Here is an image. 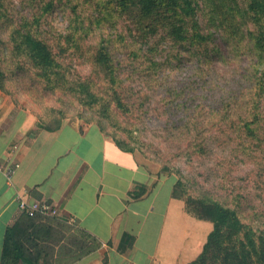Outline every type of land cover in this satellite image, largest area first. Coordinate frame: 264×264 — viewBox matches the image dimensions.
<instances>
[{
  "label": "rangeland",
  "instance_id": "obj_1",
  "mask_svg": "<svg viewBox=\"0 0 264 264\" xmlns=\"http://www.w3.org/2000/svg\"><path fill=\"white\" fill-rule=\"evenodd\" d=\"M107 1L2 0L0 90L44 127L58 129L70 124L86 129L102 125L109 137L129 142L139 160L152 171L158 170L160 177L173 178L175 185L180 182L174 189L186 211L187 196L211 195L238 211L246 225L264 236V142L245 151L234 133L220 125L229 102L226 92L233 78L229 71L239 80L244 66L226 59L230 51L222 48V58L210 67L215 72L205 73L207 67L198 72V63L181 59L178 49H172L174 44L166 40L165 52L158 59L168 60L169 65L151 82L147 72L139 74L143 67L131 55L132 48L146 49L147 39L131 48L126 21L117 14L107 17ZM19 29L31 30L51 47L63 66L61 76L66 84L53 87L45 82L37 69L14 51L12 36ZM102 37L111 41L120 80L114 87L95 62ZM161 81L164 86L159 85ZM76 82L89 83L101 102L85 106L81 96L71 91L75 87L70 83ZM118 95L124 98L125 109L115 103ZM192 118L201 122L195 141L177 129L179 122ZM200 221L202 233L210 222ZM38 222L50 228L48 236L39 240L46 259L66 239L70 249L89 246L81 234H71L57 219Z\"/></svg>",
  "mask_w": 264,
  "mask_h": 264
},
{
  "label": "crops",
  "instance_id": "obj_2",
  "mask_svg": "<svg viewBox=\"0 0 264 264\" xmlns=\"http://www.w3.org/2000/svg\"><path fill=\"white\" fill-rule=\"evenodd\" d=\"M0 162L15 171L10 181L0 172V264L25 191L56 205L59 223L89 245L70 249L66 239L41 264H189L213 230L206 222L201 233V221L173 198V178L160 177L99 127L41 126L1 90ZM138 188L146 193L135 199Z\"/></svg>",
  "mask_w": 264,
  "mask_h": 264
},
{
  "label": "trees",
  "instance_id": "obj_3",
  "mask_svg": "<svg viewBox=\"0 0 264 264\" xmlns=\"http://www.w3.org/2000/svg\"><path fill=\"white\" fill-rule=\"evenodd\" d=\"M106 10L107 17L117 14L126 21L131 48L147 39V50L137 46L132 48L131 55L135 62L140 60L139 67H143V73L139 74L145 76L147 72L151 82L155 74L163 73L162 69L169 65L168 60L158 59L165 52L166 40L174 44L172 49H178L181 59L196 61L198 72H203L205 67V73L215 72L210 67L222 58V48L228 49L231 53L225 58L240 63L244 72L238 80V75L229 71L233 78L226 92L229 101L225 103L226 116L220 125L234 133L245 151L248 146L263 144L264 0H108ZM12 41L14 51L25 57L45 82L53 87L66 84L61 76L63 66L51 47L36 38L31 30H16ZM110 42L106 37L101 38L95 62L114 87L120 80L116 76ZM2 76L0 69V80ZM70 85L75 87L71 88L72 93L79 94L85 106L93 107L101 102L102 98L89 83ZM159 85L164 86V82ZM114 101L119 109L126 108L124 98L119 95ZM200 124L192 118L179 122L177 129H182L181 134H189L195 141ZM99 128L108 136L102 125L99 124ZM112 139L121 150L135 152L129 142L115 136ZM145 193L144 188H138L130 196L137 199ZM172 195L180 198L176 188ZM185 202L189 214L213 225L201 254L189 264H264V236L246 225L238 211L211 195L187 196ZM39 219L23 213L8 227L2 264H41V260L46 259L39 240L48 236L50 228L37 223Z\"/></svg>",
  "mask_w": 264,
  "mask_h": 264
},
{
  "label": "built area",
  "instance_id": "obj_4",
  "mask_svg": "<svg viewBox=\"0 0 264 264\" xmlns=\"http://www.w3.org/2000/svg\"><path fill=\"white\" fill-rule=\"evenodd\" d=\"M0 172H5L7 179L10 181L15 173L11 168H7L0 162ZM18 204L22 213L26 214L29 218H51L57 219L59 217V209L56 205L47 200H30L28 192H21L18 194ZM71 225H74L72 220Z\"/></svg>",
  "mask_w": 264,
  "mask_h": 264
}]
</instances>
